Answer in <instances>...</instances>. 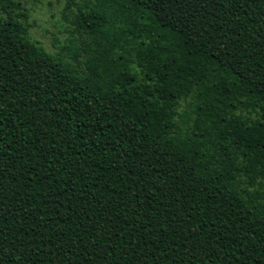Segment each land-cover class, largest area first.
<instances>
[{
    "label": "trees",
    "instance_id": "obj_1",
    "mask_svg": "<svg viewBox=\"0 0 264 264\" xmlns=\"http://www.w3.org/2000/svg\"><path fill=\"white\" fill-rule=\"evenodd\" d=\"M62 2L0 0V264H264V0Z\"/></svg>",
    "mask_w": 264,
    "mask_h": 264
},
{
    "label": "rangeland",
    "instance_id": "obj_2",
    "mask_svg": "<svg viewBox=\"0 0 264 264\" xmlns=\"http://www.w3.org/2000/svg\"><path fill=\"white\" fill-rule=\"evenodd\" d=\"M17 1L26 15L28 38L44 51L67 61L62 46L70 37V16L62 14V0Z\"/></svg>",
    "mask_w": 264,
    "mask_h": 264
}]
</instances>
